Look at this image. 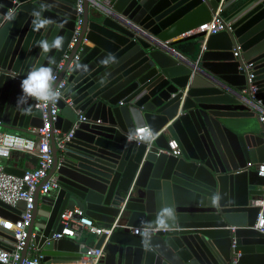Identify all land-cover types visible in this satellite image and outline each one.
<instances>
[{"label": "water", "instance_id": "95a60500", "mask_svg": "<svg viewBox=\"0 0 264 264\" xmlns=\"http://www.w3.org/2000/svg\"><path fill=\"white\" fill-rule=\"evenodd\" d=\"M75 2L0 0L3 128L31 133L42 127L34 100L17 105L20 83L33 67L55 70L67 56L56 81H65L59 112L49 121L47 178L55 176L57 188L45 195L36 190L22 257L33 243L43 256L40 264H77L89 247L103 248L97 264H264V234L253 227L264 130L248 122L257 108L245 91L242 63H253L254 99L264 107V0H111L108 7L83 0L81 30L69 49ZM37 12L51 21L39 31L33 25ZM216 12L231 32L186 34ZM55 36L64 37L62 49L43 53L37 42ZM235 44L241 57L233 54ZM109 54L115 62L105 66ZM76 62L84 68L75 69ZM74 123L72 137L63 140ZM142 126L156 134L149 147L128 139ZM32 135L38 149L39 135ZM169 137L179 156L160 151L168 149ZM24 207L23 200L16 207L0 200V217L16 222ZM71 207L105 227L119 219L126 227L91 240L51 239L62 230L60 214ZM166 207L175 216L161 229L157 217ZM131 227L158 230L145 237L133 235ZM13 242L0 225V246Z\"/></svg>", "mask_w": 264, "mask_h": 264}, {"label": "built area", "instance_id": "2783aa9c", "mask_svg": "<svg viewBox=\"0 0 264 264\" xmlns=\"http://www.w3.org/2000/svg\"><path fill=\"white\" fill-rule=\"evenodd\" d=\"M90 5L100 4L102 6L108 7L111 5V0H89ZM75 25L72 33V38L69 42L68 48L71 49L81 30L82 25V15L83 0H76L75 2ZM221 31L231 32V24L220 17L219 13L216 12L212 19L196 29L187 32L186 34H194L203 32L205 34L204 38L211 34H215ZM164 48H169L167 42H159ZM233 54L235 57H241V49L239 44H235L232 47ZM66 55L63 59L56 65L55 74L58 79V73L63 68ZM181 59L183 56L179 55ZM77 58V57H76ZM242 63L246 72V88L245 91L249 92L252 99L255 102L257 108L258 120L262 124L264 130V107L261 105V100H255L254 94L256 93V87L252 83L253 74L251 69L253 67L252 62H247L242 59ZM57 81V80H56ZM65 81L61 80L59 85H64ZM70 104V102L68 103ZM35 107L41 110L42 127L30 129L31 134L39 135V148L35 149L34 139H26L13 133L6 132L3 129L2 122L0 120V160L2 158H8L13 150L22 151L31 154L36 159V166L30 170H25L22 176H16L5 171V167L0 162V200L12 207H16L19 200L25 202L24 209L21 210L19 219L16 222L7 221L5 219H0V225L12 232L14 242L11 246L2 247L0 246V263L1 264H40L42 259V254L37 249V247L30 243L26 249L25 255L22 257V251L26 244V239L28 237V228L31 224L32 210L34 203V194L36 190H39L41 195L47 194L50 190L57 188V180L55 176L47 178L48 171L52 164V153L50 150L49 140H50V120H54L59 112L57 103L49 104L47 106H41L37 102ZM79 120H84L83 116H79ZM77 125L74 123L69 131L65 134L63 140H69ZM142 126L136 129L135 135H138L143 128ZM135 140V139H134ZM137 141V140H135ZM138 142V141H137ZM153 142V141H152ZM151 142V143H152ZM151 143H148L151 145ZM61 146V142L58 143ZM168 149H161L167 155L179 156L180 150L174 139L171 137L167 141ZM263 146H264V136H263ZM247 168H254L255 166L248 163ZM256 171L259 176L263 178L262 184V194L259 198L254 200V204L258 206L259 212L254 224V228L264 234V163L256 166ZM126 221L119 219L115 221L110 226L100 227L95 224L93 220L86 217L82 210L78 207L66 208L62 211L59 216V223L62 226L60 232L53 233L51 239L60 238H80L86 235L99 236L102 233H111L115 229H122L126 227ZM151 230L153 232L158 229H148L146 227H131L130 232L133 235L144 236V231ZM103 248L98 249L94 247H89L88 250L82 254L81 258L77 261V264H97L103 257ZM232 264H236V260Z\"/></svg>", "mask_w": 264, "mask_h": 264}, {"label": "clouds", "instance_id": "9594fccd", "mask_svg": "<svg viewBox=\"0 0 264 264\" xmlns=\"http://www.w3.org/2000/svg\"><path fill=\"white\" fill-rule=\"evenodd\" d=\"M36 19L33 21L34 30L46 28L51 21L47 18H41V13H35ZM64 37L55 36L51 41L45 39L37 42V46L40 47L43 53H48L52 49L60 50L63 47ZM115 62V57L109 54L102 63L107 66ZM75 69H83L79 62L74 64ZM57 76L54 69L49 66L39 65L29 70L25 78L20 83L21 94L17 98V105H23L28 102L29 99L34 100L41 106H47L49 104L57 103L63 95V89L65 85L56 86ZM129 140H137L138 142L151 143L156 139V134L151 127H144L138 135H130ZM175 210L172 208H164L158 213L157 225L161 229L168 227L166 221L169 218H174ZM143 235L147 237L149 232L144 231Z\"/></svg>", "mask_w": 264, "mask_h": 264}, {"label": "crops", "instance_id": "0c3cea01", "mask_svg": "<svg viewBox=\"0 0 264 264\" xmlns=\"http://www.w3.org/2000/svg\"><path fill=\"white\" fill-rule=\"evenodd\" d=\"M223 14V13H220ZM185 34L182 35H178L177 37H174L173 39H177L179 37H182ZM183 53V55L185 57L190 58V53L187 51H181ZM249 123L252 125V127L256 130V131H260L261 130V124L258 120V116L255 115L253 118H249L248 119ZM6 132L9 133H13V134H17L19 136H21L22 138H26V139H34L33 135L31 133H22V132H17V131H12V130H7L5 128H3ZM1 164L4 167H15L21 170H30L32 168H34L36 166V159L29 153H25L22 151H18V150H13L11 152V155L8 158H2L0 160ZM259 188L262 189V186H260ZM0 219H2L0 217ZM96 225L100 226V227H105L103 224L100 223H95ZM94 235H86V237H88V240H91L92 237ZM53 264L55 263H63V261H52ZM65 263V262H64ZM66 264V263H65Z\"/></svg>", "mask_w": 264, "mask_h": 264}]
</instances>
